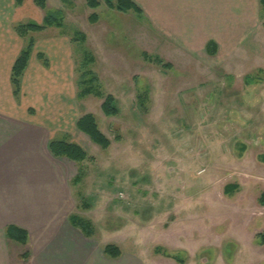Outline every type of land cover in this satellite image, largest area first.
Returning a JSON list of instances; mask_svg holds the SVG:
<instances>
[{
	"label": "rangeland",
	"instance_id": "1",
	"mask_svg": "<svg viewBox=\"0 0 264 264\" xmlns=\"http://www.w3.org/2000/svg\"><path fill=\"white\" fill-rule=\"evenodd\" d=\"M49 5L63 12L64 32L85 36L84 43L74 40V80L89 52L88 67L119 113L106 117L103 99H78L81 115L92 113L111 145L103 150L87 139L82 147L91 160L70 163V179L79 166L82 182L72 186L66 177L70 208L48 220L49 231L61 223L67 231L68 212L92 221V238L74 228L63 233L77 262L68 252L55 257L12 241V264H34L38 255L43 262L52 257L48 264H180L158 249L180 253L184 264H264V246L255 240L264 230V9L243 10L241 22L257 14L253 31L244 35L242 26L241 41L220 42L218 54L207 56L204 39L192 46L169 41L103 1L97 9L85 0ZM28 21L36 22H20ZM143 52L172 68L148 62ZM108 243L120 248V258L103 254ZM26 251L32 260L21 257Z\"/></svg>",
	"mask_w": 264,
	"mask_h": 264
},
{
	"label": "crops",
	"instance_id": "2",
	"mask_svg": "<svg viewBox=\"0 0 264 264\" xmlns=\"http://www.w3.org/2000/svg\"><path fill=\"white\" fill-rule=\"evenodd\" d=\"M132 1L141 9V14L133 13L141 23L181 45L192 46L191 43L204 39L203 51L207 56L218 54L220 42L241 41L242 26L245 27L242 29L244 35L253 31L257 14H253L250 21L241 22L243 10L251 12L254 4L255 8L264 9L260 0ZM50 2L47 0L48 7L53 5H49ZM53 7L59 8L55 4ZM43 17V10L33 0H22L20 4L16 0H0V264H12L10 248L14 240L6 235L8 225L27 231L28 243H34L45 254L57 257L68 252L76 262L79 256L72 244H66L63 235L73 231L71 225L67 231L63 223L60 229L52 231L47 226L49 218L64 217L70 208L71 196L66 184L67 178L71 183L70 163H74L53 156L49 142L52 139L68 140L82 147L89 139L76 125L82 115L77 104L72 36L63 28L55 27H50L54 31H46L50 29L46 28L36 32L17 98L10 82L12 66L24 45L15 25L25 18L41 23ZM208 43L215 46L208 48ZM40 54L47 64L39 58ZM70 214L67 213V221ZM76 243L79 249L85 248L82 246L86 243ZM32 259L33 254L29 251L24 260ZM51 260L52 257L44 258L43 262L38 255L32 262L48 264Z\"/></svg>",
	"mask_w": 264,
	"mask_h": 264
},
{
	"label": "trees",
	"instance_id": "3",
	"mask_svg": "<svg viewBox=\"0 0 264 264\" xmlns=\"http://www.w3.org/2000/svg\"><path fill=\"white\" fill-rule=\"evenodd\" d=\"M64 4H68L71 0H61ZM86 5L90 9H97L101 5V1L105 3V5L112 9L123 13H134L136 15L141 14V9L132 1V0H85ZM22 0H16L17 4H20ZM34 4L44 11V17L41 23L37 22H19L15 25V31L17 34L24 40V45L17 56L10 74V82L12 85V92L14 97H18L20 95L21 90V79L23 73L28 65L29 58L31 52L34 47L35 38L32 35L33 33L40 32L46 28L55 27L62 29L64 27V16L61 10H50L47 4V0H33ZM264 8V0H260ZM90 19L93 22L98 20L97 14L92 13ZM73 39L77 40L78 38L85 42V36L83 33L79 31H75V35L73 34ZM78 36V37H77ZM208 48L215 46L214 43H208ZM207 48V49H208ZM216 52V51H215ZM214 52V53H215ZM143 57L148 62L160 65L163 68L171 69L172 65L170 63H165V61L156 55H149L143 52ZM39 58L43 60L44 64H47L46 58L43 55H39ZM94 58L88 52V56L82 59L80 67L77 68L78 76L76 79V87H77V98L79 100H83L87 97L93 96L99 99H103L101 104V110L106 117H115L119 113V109L117 106V101L115 97L111 94H105L102 88L101 80L99 76L92 70L89 69V65L93 62ZM145 95L139 94L138 101L140 105H144ZM77 128L87 135L90 141L96 145H98L101 149L106 150L110 147L111 141L109 138L101 131L96 117L92 113L83 114L77 120ZM49 150L50 153L58 158L68 159L76 164L82 163L85 160L90 159V155L87 151L81 147L79 144L74 142H69L68 140H57L52 139L49 142ZM84 171L82 168L77 169L76 175L71 180L72 186H78L83 178ZM79 195V194H78ZM83 199L80 195V200ZM259 202L264 205V195H262L259 199ZM79 207V204L77 205ZM68 222L70 225L79 230L85 237L92 238L96 233L95 226L92 221L85 216L72 213L68 217ZM6 235L23 245L28 243V233L24 229L15 226L8 225L6 227ZM256 243L260 246H264V230L255 236ZM103 254L109 259H118L121 257L122 252L120 248L113 243L106 244L103 249ZM158 253H163L165 256L174 259L180 264H184L185 262L181 258L180 253H169L164 250H157ZM161 251V252H160ZM169 253V254H168ZM28 256V252H25L21 255L23 259H26Z\"/></svg>",
	"mask_w": 264,
	"mask_h": 264
}]
</instances>
